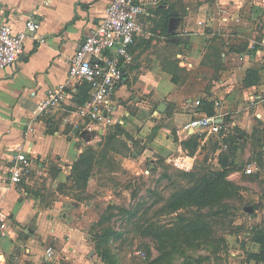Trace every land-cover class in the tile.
<instances>
[{
    "label": "crops",
    "instance_id": "1",
    "mask_svg": "<svg viewBox=\"0 0 264 264\" xmlns=\"http://www.w3.org/2000/svg\"><path fill=\"white\" fill-rule=\"evenodd\" d=\"M110 1L0 0V20L15 31L27 18L40 22L38 33L27 35L22 57L0 70V219L5 232L0 236V264L92 263L89 240L101 184L89 178L86 191L96 197L89 201L72 199L58 185L69 179L82 149L94 142L104 144L113 135L124 149L115 154L122 159L132 155L138 165L146 157L154 163L159 156L189 153L183 142L193 133L183 126L203 116L225 121L228 129L247 136L261 139L264 134V0H134L145 6L142 31L114 93L124 124L86 134L87 139L81 136L85 133L74 134L65 124V110L77 106L71 93L60 109L37 118L35 133L26 136L36 102L66 81L70 59L103 19ZM251 71L254 82L248 84ZM193 75L195 88L190 85ZM196 100L201 105L195 106ZM134 110L160 115L164 127L149 136L154 126L149 120L141 125ZM237 140L251 142L241 135ZM21 150L31 161L30 173L12 184L9 166ZM261 150L264 158V142ZM53 169L57 174H50ZM47 250L53 251L52 257Z\"/></svg>",
    "mask_w": 264,
    "mask_h": 264
},
{
    "label": "rangeland",
    "instance_id": "2",
    "mask_svg": "<svg viewBox=\"0 0 264 264\" xmlns=\"http://www.w3.org/2000/svg\"><path fill=\"white\" fill-rule=\"evenodd\" d=\"M194 78L195 75L190 85L195 88ZM134 115L140 118L141 125L149 120L154 126L148 132L151 137L164 127L165 119L160 115L155 117L146 110H134ZM170 133L174 135V131ZM238 135L250 137L251 142H237ZM260 136L258 139L253 133L247 136L238 129H227L221 146L214 140L203 147L197 143L194 150L187 148L189 153L183 150L177 156H159L154 163L146 157L138 165L132 155L122 159L115 154L124 149L113 141V135L106 137L104 144L97 141L83 148L76 160L78 165L71 166L69 179L61 182L58 189L77 201H89L95 195L86 191L88 181L84 182L79 174L96 177L101 184V199L95 197L93 208L96 222L91 227L89 246L95 258L91 264H264L256 258L259 245L248 234L251 227L264 224V181L259 178L264 169L261 150L264 134ZM146 141L141 142L143 147H147L148 138ZM172 141L175 146L180 145L175 139ZM253 161L258 167L246 175L244 171ZM224 171H227L226 179L235 184L234 195L226 200L228 213L208 219L207 237L181 238L171 249L168 245L171 239L161 248L157 238L144 234L140 228L144 224H152L159 230L172 228L176 216L194 212L195 207L177 205L174 195L194 187L203 174L212 178ZM188 173L195 176H186ZM50 174L57 172L53 169ZM249 206L251 213L244 209ZM119 207L135 213L134 217L118 210ZM107 228L116 234L106 238L104 230Z\"/></svg>",
    "mask_w": 264,
    "mask_h": 264
},
{
    "label": "built area",
    "instance_id": "3",
    "mask_svg": "<svg viewBox=\"0 0 264 264\" xmlns=\"http://www.w3.org/2000/svg\"><path fill=\"white\" fill-rule=\"evenodd\" d=\"M145 6L134 0H111L101 21L95 24L80 42L76 52L70 59L66 81L47 90L45 96L36 102L29 120L25 135L35 133V121L39 117L53 114L65 103L69 94L82 83L90 86L87 101L73 109L65 110V124L71 131L79 135L96 134L101 130L123 125V118L117 116V105L114 100L116 85L122 80L127 66L132 61L130 48L141 30V17ZM198 25H203L200 21ZM40 29V22L27 18L23 28L15 31L11 24L0 20V70L9 68L23 54V44L28 34L35 36ZM150 36V34H148ZM147 36V37H148ZM254 47V45H252ZM34 96L35 93L31 92ZM198 106L199 101H195ZM228 129L227 123L217 122L214 117L203 116L188 122L184 131L191 130L197 136L199 147L214 140L221 146V139ZM31 161L21 150L14 156L9 166V180L19 184L30 172ZM255 161L248 165L244 173L252 174L257 169ZM0 219V236H5ZM47 256L53 252L47 250Z\"/></svg>",
    "mask_w": 264,
    "mask_h": 264
},
{
    "label": "trees",
    "instance_id": "4",
    "mask_svg": "<svg viewBox=\"0 0 264 264\" xmlns=\"http://www.w3.org/2000/svg\"><path fill=\"white\" fill-rule=\"evenodd\" d=\"M253 74V71H251V73L249 72V80L247 81L248 84L254 82V78H252ZM89 90L90 86L87 83H82L75 89L73 97L77 106L83 105L87 101L89 98ZM199 103L201 105V101H199ZM209 113L211 114V112ZM115 126L117 127L119 125ZM197 143V136L194 135L188 142H183L186 148L193 150L197 146ZM77 163L78 162L74 163V166H76ZM185 175L189 177L195 176L194 173H188ZM206 176V174L199 176L194 187L182 189L179 193L174 195L177 205L195 207L194 212L190 211L187 215L179 214L176 216L175 221L173 220L172 222V228L159 230V227L154 228L152 224H144V227L140 226V228H143L145 235L152 236L160 241L161 248L166 246L167 242L165 241L167 239H171V242L168 243V245H170L171 249H174L181 238L187 239L193 237L195 239L207 237L210 231L208 219H211L210 217L228 213L226 200L230 199L234 195L233 189L235 188V184L226 179L227 171L221 173L218 172V174H214L212 178H208ZM79 178H81L84 182H87L89 174H79ZM176 203L174 206H176ZM203 209H206L207 211L204 212ZM118 210L125 212V214H128L130 218H133L135 215V213L130 210H125L121 207H119ZM188 210L189 208L187 211ZM259 225L260 226L251 227L248 234L250 235L252 241L260 247L256 258L264 261V224ZM114 234L116 233L108 228L104 230L106 238H108V236H113Z\"/></svg>",
    "mask_w": 264,
    "mask_h": 264
},
{
    "label": "water",
    "instance_id": "5",
    "mask_svg": "<svg viewBox=\"0 0 264 264\" xmlns=\"http://www.w3.org/2000/svg\"><path fill=\"white\" fill-rule=\"evenodd\" d=\"M20 57H22V55H21ZM19 60H21V58H20ZM158 110H159L160 112H162V111H163V110H162V106H160V107L158 108ZM81 136H82L84 139H87V138H88V135H86V134H82ZM245 210L248 211V212L250 213V212L252 211V208L249 206V207H246Z\"/></svg>",
    "mask_w": 264,
    "mask_h": 264
}]
</instances>
